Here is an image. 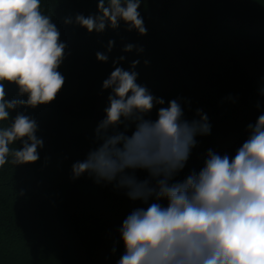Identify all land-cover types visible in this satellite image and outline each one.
<instances>
[{"label": "trees", "instance_id": "16d2710c", "mask_svg": "<svg viewBox=\"0 0 264 264\" xmlns=\"http://www.w3.org/2000/svg\"><path fill=\"white\" fill-rule=\"evenodd\" d=\"M41 6L67 45L63 59L77 77L68 67L53 102L10 113L11 118L17 112L32 117L44 146L38 161L0 169V264H117L124 252L118 229L134 208L144 205L112 184H97L87 173L72 179L73 163L100 143L96 128L109 104L110 90H102L99 78L86 68L87 59L105 53L109 59L102 63L112 70L120 56L126 58L119 63L125 70L139 60L137 83L163 98L165 106L183 97L191 101L190 107L183 104L187 119L198 108L207 114L211 134L196 137L185 168L175 177L182 181L203 166L209 149L234 156L248 138L247 126L264 114V12L252 0H142L147 34L141 35L127 31L123 21L102 33L77 25V14H98V0H41ZM67 18L73 23L66 24ZM110 40L115 45L109 53ZM128 43L144 52H124ZM253 48L262 52L244 68L242 58ZM5 87L8 100L27 99L16 85ZM158 107L146 118L157 119ZM134 130L131 124L126 134ZM136 174L147 176L143 170Z\"/></svg>", "mask_w": 264, "mask_h": 264}, {"label": "clouds", "instance_id": "9594fccd", "mask_svg": "<svg viewBox=\"0 0 264 264\" xmlns=\"http://www.w3.org/2000/svg\"><path fill=\"white\" fill-rule=\"evenodd\" d=\"M141 4L98 0V14H77L75 23L102 33L123 21L127 31L146 35ZM65 23H73L72 18ZM114 45L108 42L109 53ZM66 47L41 0H0V169L39 160L44 141L36 135L37 122L25 112L14 118L10 113L56 99L65 84L58 69ZM122 50L144 52L132 43ZM96 57L109 59L101 52ZM125 59L113 61L114 70L102 83L110 94L96 128L100 143L72 165V179L87 173L97 184H112L144 205L134 208L118 229L124 252L117 264H264V114L247 126L248 138L234 156L209 149L203 166L177 181L196 137L211 134L209 117L198 108L187 119L183 104L190 107L191 101L183 97L165 106L163 98L137 83L140 61L125 70L119 66ZM6 84L16 85L27 99L8 100ZM157 106V119L146 118ZM131 124L135 130L129 136ZM120 125L125 131L116 130ZM17 142L22 147H11ZM138 170L147 176L140 179Z\"/></svg>", "mask_w": 264, "mask_h": 264}, {"label": "rangeland", "instance_id": "374dc122", "mask_svg": "<svg viewBox=\"0 0 264 264\" xmlns=\"http://www.w3.org/2000/svg\"><path fill=\"white\" fill-rule=\"evenodd\" d=\"M253 4L255 5V7L261 11L264 12V0H252ZM194 15V14H193ZM262 52V50L260 48H253L251 49L249 52H247L242 58V64L244 66V68L249 64V62H251L252 59H256L258 57V55ZM80 58V57H77ZM68 59V58H67ZM91 59V58H90ZM65 59H63L62 63H61V68H59L58 70L64 73L62 74L64 77L67 73V70L69 71V68L71 70V73L73 74V78H76L77 75H74V70H72L73 68L71 67V65H68V61L64 62ZM85 61H80L79 63L82 64ZM86 68L88 69V71H90L92 74H94L95 76H97L99 78V82L102 86L103 81L110 75V73L113 71L108 65L102 63L101 61L98 60H88L86 61ZM69 67V68H68Z\"/></svg>", "mask_w": 264, "mask_h": 264}]
</instances>
